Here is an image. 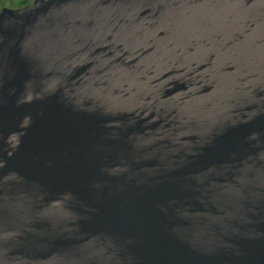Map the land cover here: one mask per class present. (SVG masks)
<instances>
[{
	"label": "water",
	"instance_id": "1",
	"mask_svg": "<svg viewBox=\"0 0 264 264\" xmlns=\"http://www.w3.org/2000/svg\"><path fill=\"white\" fill-rule=\"evenodd\" d=\"M12 14L0 264H264V0Z\"/></svg>",
	"mask_w": 264,
	"mask_h": 264
},
{
	"label": "flooded vegetation",
	"instance_id": "2",
	"mask_svg": "<svg viewBox=\"0 0 264 264\" xmlns=\"http://www.w3.org/2000/svg\"><path fill=\"white\" fill-rule=\"evenodd\" d=\"M34 0H18L9 2V0H0V21L17 22V17L14 14L20 10H26L31 7Z\"/></svg>",
	"mask_w": 264,
	"mask_h": 264
},
{
	"label": "rangeland",
	"instance_id": "3",
	"mask_svg": "<svg viewBox=\"0 0 264 264\" xmlns=\"http://www.w3.org/2000/svg\"><path fill=\"white\" fill-rule=\"evenodd\" d=\"M15 1H18V0H9V2H15Z\"/></svg>",
	"mask_w": 264,
	"mask_h": 264
}]
</instances>
